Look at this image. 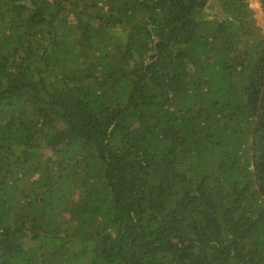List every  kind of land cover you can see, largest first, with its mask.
Returning a JSON list of instances; mask_svg holds the SVG:
<instances>
[{
  "label": "trees",
  "instance_id": "trees-1",
  "mask_svg": "<svg viewBox=\"0 0 264 264\" xmlns=\"http://www.w3.org/2000/svg\"><path fill=\"white\" fill-rule=\"evenodd\" d=\"M0 264H264L249 0H0Z\"/></svg>",
  "mask_w": 264,
  "mask_h": 264
},
{
  "label": "rangeland",
  "instance_id": "rangeland-1",
  "mask_svg": "<svg viewBox=\"0 0 264 264\" xmlns=\"http://www.w3.org/2000/svg\"><path fill=\"white\" fill-rule=\"evenodd\" d=\"M254 3H258L259 6L253 7L252 5ZM249 5L253 9L254 17L256 18V23L262 28H264V12L260 5V1L259 0H249Z\"/></svg>",
  "mask_w": 264,
  "mask_h": 264
},
{
  "label": "clouds",
  "instance_id": "clouds-1",
  "mask_svg": "<svg viewBox=\"0 0 264 264\" xmlns=\"http://www.w3.org/2000/svg\"><path fill=\"white\" fill-rule=\"evenodd\" d=\"M252 6L253 7H258L259 5H258V3H254Z\"/></svg>",
  "mask_w": 264,
  "mask_h": 264
}]
</instances>
